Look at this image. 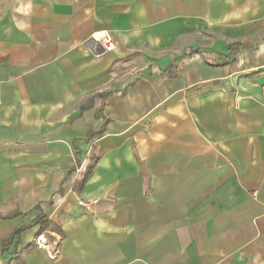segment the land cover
<instances>
[{
	"label": "crops",
	"instance_id": "obj_1",
	"mask_svg": "<svg viewBox=\"0 0 264 264\" xmlns=\"http://www.w3.org/2000/svg\"><path fill=\"white\" fill-rule=\"evenodd\" d=\"M263 84L264 0H0V264H264Z\"/></svg>",
	"mask_w": 264,
	"mask_h": 264
},
{
	"label": "trees",
	"instance_id": "obj_2",
	"mask_svg": "<svg viewBox=\"0 0 264 264\" xmlns=\"http://www.w3.org/2000/svg\"><path fill=\"white\" fill-rule=\"evenodd\" d=\"M230 42H231L230 49H231V51L234 52V50H236L239 47L244 45V43L246 42V39H235V40H232ZM101 95H103V93ZM94 167H95V163L87 166V168L84 172L82 181H81V185L86 181V179L92 173ZM36 208H38V206H36L35 209ZM17 214H19V212H13V213H9L6 215L1 214L0 216L2 218H10V217H13ZM32 225H38L39 226L38 230L36 232V237L43 234L47 238V240H50L52 238L50 232L59 233L61 235V237L64 236L63 231L54 221L46 218V216L43 214H39L33 219V221L31 223H27L25 225L18 226L8 236L3 237L0 240V252L6 251L13 244L14 239L16 238L18 240L21 232L25 228H28ZM30 246H36L35 240L30 245H28L26 248L28 249Z\"/></svg>",
	"mask_w": 264,
	"mask_h": 264
},
{
	"label": "built area",
	"instance_id": "obj_3",
	"mask_svg": "<svg viewBox=\"0 0 264 264\" xmlns=\"http://www.w3.org/2000/svg\"><path fill=\"white\" fill-rule=\"evenodd\" d=\"M90 42L101 45L104 51H110L115 48V42L111 36V33L106 29L94 32L90 37ZM261 91L264 98V84L261 86ZM97 203L98 198L96 197L76 198V204L81 207L86 213H93ZM47 241V238L43 234L35 238V244L39 248H45L48 245Z\"/></svg>",
	"mask_w": 264,
	"mask_h": 264
}]
</instances>
